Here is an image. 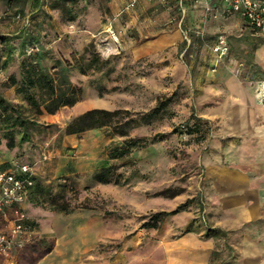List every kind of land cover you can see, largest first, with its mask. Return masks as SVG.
<instances>
[{
  "label": "rangeland",
  "instance_id": "1",
  "mask_svg": "<svg viewBox=\"0 0 264 264\" xmlns=\"http://www.w3.org/2000/svg\"><path fill=\"white\" fill-rule=\"evenodd\" d=\"M182 7L179 0H0V94L8 104L0 109V165L27 163L38 184L23 204L26 233L12 234L10 210L0 215L7 239L0 264H241L240 232L216 231L228 216L208 194V161L223 163L237 138L224 130L232 105L221 65L233 73L249 60L245 41L255 31L243 20L225 24L227 12L204 9L196 18ZM220 38L223 54L214 51ZM24 59L39 61L56 85L69 66L78 100L47 113L43 90L20 89ZM164 97L171 102L156 120L128 132L145 144L120 158L109 154L127 137L110 127L66 131L87 110L135 116ZM16 116L27 122L26 140ZM194 123L198 132L188 134ZM156 133L167 136L150 141ZM103 168L107 183L95 179ZM177 207L156 228L142 227L152 213Z\"/></svg>",
  "mask_w": 264,
  "mask_h": 264
},
{
  "label": "crops",
  "instance_id": "2",
  "mask_svg": "<svg viewBox=\"0 0 264 264\" xmlns=\"http://www.w3.org/2000/svg\"><path fill=\"white\" fill-rule=\"evenodd\" d=\"M179 2L185 4L182 13L188 7L193 17L206 13L200 0ZM209 4L217 17L220 11L229 13L225 24L238 26L243 20L251 28L240 14L226 8L224 0H210ZM251 29L255 33L245 41L252 50L250 59L234 64L233 73L221 65L219 77L232 105L224 130L237 138L223 163L208 161L212 180L208 194L228 216V222L223 221L216 231L226 234L236 228L240 232V263L264 264V32Z\"/></svg>",
  "mask_w": 264,
  "mask_h": 264
},
{
  "label": "trees",
  "instance_id": "3",
  "mask_svg": "<svg viewBox=\"0 0 264 264\" xmlns=\"http://www.w3.org/2000/svg\"><path fill=\"white\" fill-rule=\"evenodd\" d=\"M75 16L76 15L74 13H71L68 20H74ZM8 57L4 60L3 66L8 63ZM26 59L28 60V58ZM26 59L22 60L20 64L22 73L20 89H22L26 93H28L27 91L30 87H37L40 90H43L49 97V102H46L43 107L47 113H54L61 106H71L78 100L79 89L72 86L65 76V73H67L69 66H63L61 68V80L66 84V86L62 88L61 86L63 82H60L59 85L54 84L52 76L48 73L46 68L41 65L39 61L35 60V64H33L31 62H27ZM81 72H84V70L82 69ZM11 79L12 83H15V80L12 77ZM27 98L29 99L31 104H37V100L33 97L29 96ZM170 102L171 97L161 98L149 111L144 113H137L135 116H131V112L129 110H107L100 108L90 109L73 118L67 124L66 131L69 134H75L87 129L107 126L110 127V133L127 137L130 129L135 128L139 125L149 124L152 121L156 120L162 114V112ZM7 105L8 104L6 103L5 98H3L0 94V109L6 111L8 107ZM13 119L15 121L14 124H17L22 127V130L24 131V136L20 139L22 141L26 140V120L20 118V116H16ZM198 130V123H194L193 126H187L186 129L188 134L198 132ZM173 131L175 132L176 130L174 129L170 133H172ZM8 134H10V132H8ZM166 136L167 134L165 133H156L153 135L150 141H160L163 140ZM13 142V138L10 137V140L7 142L8 148H13ZM145 142V138L127 137L123 142V146L119 149L117 148L115 150H112L109 156L111 158H120L126 153H128L130 148L144 145ZM22 163L24 162L13 160L5 165H0V171H15L17 166ZM31 178L34 180L35 183V175H33ZM95 179L98 182L102 183L109 182V168H103L99 172H97L95 174ZM34 185L37 186L38 184L36 183ZM32 191L33 189L31 190V193ZM179 211L180 207H177L171 211L154 212L149 216V219L147 221L143 222L142 227L156 228L158 226V223L162 221L165 217L175 215ZM188 231L190 230H187V232ZM31 246L32 245H29V248ZM51 247L52 246H47L42 253L46 254L51 250Z\"/></svg>",
  "mask_w": 264,
  "mask_h": 264
},
{
  "label": "built area",
  "instance_id": "4",
  "mask_svg": "<svg viewBox=\"0 0 264 264\" xmlns=\"http://www.w3.org/2000/svg\"><path fill=\"white\" fill-rule=\"evenodd\" d=\"M205 9H210V0H200ZM226 8L232 12H237L253 29L264 32V0H224ZM226 51L225 41L220 38L214 51ZM264 105V92L262 96ZM32 167L27 163L17 166L15 171H0V215L9 213L15 215L11 219L10 231L12 234H22L29 229L25 221L23 204L29 198V194L34 185ZM6 212V213H5ZM2 213V214H1ZM3 242H7L4 234H0V248Z\"/></svg>",
  "mask_w": 264,
  "mask_h": 264
}]
</instances>
